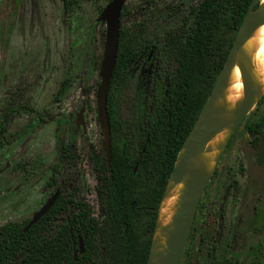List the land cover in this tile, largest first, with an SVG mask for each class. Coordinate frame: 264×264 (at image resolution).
<instances>
[{"label": "rangeland", "instance_id": "rangeland-1", "mask_svg": "<svg viewBox=\"0 0 264 264\" xmlns=\"http://www.w3.org/2000/svg\"><path fill=\"white\" fill-rule=\"evenodd\" d=\"M111 1L0 0V127L7 115L21 112L6 131L12 139L0 147V226L31 220L51 196L57 137L65 132L76 142L78 183L100 215L92 150L103 148L104 141L97 90L106 23L98 18ZM200 1L128 0L122 12L121 29L127 31L122 48L133 37L145 40L157 54L156 64L176 67L167 48L170 35L183 32L191 6ZM143 64L129 68L128 85L119 96L122 119L131 116ZM83 106L86 133L82 127L75 130V117L67 123ZM247 119L263 120L264 102H257L241 123ZM245 130L241 127L222 152L220 174L205 182L182 264L259 263L264 248V130L257 143L249 132L244 136Z\"/></svg>", "mask_w": 264, "mask_h": 264}, {"label": "trees", "instance_id": "trees-1", "mask_svg": "<svg viewBox=\"0 0 264 264\" xmlns=\"http://www.w3.org/2000/svg\"><path fill=\"white\" fill-rule=\"evenodd\" d=\"M252 1L201 0L192 5L183 32L169 38L167 48L178 62L176 67L156 64L157 54L154 51L151 56L145 40L133 37L122 48L127 31L121 29L108 99L111 164L103 148L92 150L100 215H95L78 183L76 142L65 132L57 137V162L50 182L52 187L55 183L62 185V194L55 206L27 231L30 220L0 226V264H149L161 203L178 156L213 91ZM258 5L259 2L254 9ZM122 23L123 16L121 26ZM142 62L131 116L122 119L121 90L128 85L129 68ZM62 91L63 88L59 94ZM262 102L264 95L258 105ZM20 113L9 114L2 122L0 147L12 139L13 135L8 136L6 131ZM31 114L33 118L39 116ZM244 126L257 143L264 119L240 123L225 150ZM218 173L216 168L214 175ZM192 235L193 231L189 244ZM79 237L83 239V252L79 250ZM187 254L188 249L183 258ZM258 264H264V251Z\"/></svg>", "mask_w": 264, "mask_h": 264}, {"label": "water", "instance_id": "water-1", "mask_svg": "<svg viewBox=\"0 0 264 264\" xmlns=\"http://www.w3.org/2000/svg\"><path fill=\"white\" fill-rule=\"evenodd\" d=\"M128 0H112L107 4L100 16L99 21L106 23V34H105V44L103 57L100 64L99 75L101 77V83L97 90V114L100 127L104 134L103 141V150L105 152L108 164H111L112 157V132L111 124L109 119V110H108V99L109 91L111 88L112 80L114 77V70L117 64L118 54H119V44H120V31H121V17L125 4ZM260 0H253L251 3L250 11L245 16L229 52L228 58L225 62L223 70L221 71L217 82L215 84L214 90L212 91L210 97L207 100L205 107L200 115L199 120L190 136L186 140L181 152L183 151L186 143L189 140V143L186 147L185 154L181 160L180 165L178 166V160L175 166V171L171 176V179L175 176V183L180 184L183 182L184 177L187 175V167L189 163L198 155L200 149L207 142V140L213 135L215 130L218 128V124L214 120H210L203 116L205 108L209 100L218 95V91L224 88L225 80L227 74L232 66L234 61L235 54L239 51L241 46L245 43L249 34L258 26L264 24V14H253L257 11V8L254 9L257 2ZM154 53V50H151V55ZM254 104V96L250 89L246 90V98L241 108L234 113V118L232 121V133L242 122V120L249 114ZM85 110L86 107L83 106L76 115V123L78 127H82L84 132H87L86 123H85ZM204 120L202 122L201 119ZM231 137V136H230ZM222 167V166H221ZM170 179V180H171ZM206 182V181H205ZM205 182H202L200 179L195 178V183L192 185L186 200L184 201V206L181 208V211L177 215V220L175 222L176 233L171 238L169 245V257L166 260H163L161 264H181V260L192 231L194 219L197 213V209L200 203V200L203 196ZM168 188V186H167ZM60 191L57 190L56 193L51 196L44 204V206L34 213L33 218L26 227V231L36 224L41 218H43L54 206L56 203ZM167 196V190L163 201ZM162 201V203H163ZM161 203V206H162ZM161 208V207H160ZM79 250L80 252L84 251V243L82 237H79ZM78 250H75V259H77Z\"/></svg>", "mask_w": 264, "mask_h": 264}, {"label": "bare ground", "instance_id": "bare-ground-1", "mask_svg": "<svg viewBox=\"0 0 264 264\" xmlns=\"http://www.w3.org/2000/svg\"><path fill=\"white\" fill-rule=\"evenodd\" d=\"M259 2L257 11L253 14H264V0ZM247 89H250L254 96L253 105L264 95V24L256 27L249 34L245 43L235 54L224 88L218 91L217 96L209 100L205 108L203 116L214 120L218 128L189 163L183 182L176 184L174 176L168 184L167 196L159 211L149 264H161L162 260L169 257L171 238L176 233L177 215L184 206L195 178L205 182L217 168L219 158L231 136L234 113L244 103ZM204 117L200 122L204 120ZM189 140L179 156L178 166Z\"/></svg>", "mask_w": 264, "mask_h": 264}, {"label": "flooded vegetation", "instance_id": "flooded-vegetation-1", "mask_svg": "<svg viewBox=\"0 0 264 264\" xmlns=\"http://www.w3.org/2000/svg\"><path fill=\"white\" fill-rule=\"evenodd\" d=\"M151 50H154V49H151ZM152 56V55H151ZM149 57V60H151L152 59V57ZM76 115H77V113L76 114H70V116H69V118H68V120L70 121L73 117H75V120H77L76 119ZM37 118H40L39 116H37ZM76 126H77V123H76ZM81 127V126H80ZM77 129L79 128L78 126L76 127ZM83 129V128H82ZM83 132H84V130H83ZM246 132V133H245ZM245 132L243 133L244 134V136L246 137L247 136V132H249V131H246L245 130ZM85 133V132H84ZM263 133V132H262ZM249 134L251 135V133L249 132ZM261 135V134H260ZM235 140V139H234ZM233 140V141H234ZM254 140V139H253ZM252 140V141H253ZM254 142V141H253ZM230 148V147H229ZM228 148V149H229ZM228 149H224V151H223V153H225ZM76 155H77V153H76ZM76 166H77V163H76ZM76 166H75V168H76ZM222 166V167H221ZM223 166H224V164L222 163V164H220V166L219 167H217L218 168V170H219V173L218 174H220V172L222 171V169H223ZM218 174H216V175H214V173H213V175L212 176H217ZM62 188H63V186L61 185H59L58 183H55V186L54 187H52V194H51V196H53L55 193H56V191L57 190H59L60 191V194H59V196H58V199H57V201L59 200V198H60V196H61V194H62ZM51 196L49 197V198H51ZM48 198V199H49ZM202 198H201V200H200V203H199V206H198V209H197V213H196V216L198 215V217H199V214H200V210H201V205H202ZM56 201V202H57ZM47 202V201H46ZM56 204V203H55ZM55 204H54V206H55ZM44 206V205H43ZM53 206V207H54ZM196 216H195V219H196ZM198 217H197V221H198ZM33 218V217H32ZM195 219H194V221H195ZM31 221V220H30ZM29 221V222H30ZM197 223V222H196ZM29 224V223H28ZM196 225V224H195ZM195 225H194V223H193V227H192V231H193V233H194V229H195ZM192 231H191V233H192ZM191 233H190V235H191ZM192 237H193V235H192ZM189 238H190V236H189ZM189 240V239H188ZM189 242H187V245H186V248H185V250L186 249H188V247H189ZM263 251H264V248H263ZM185 252V251H184ZM262 256V255H261ZM183 263V257H182V260H181V264Z\"/></svg>", "mask_w": 264, "mask_h": 264}]
</instances>
